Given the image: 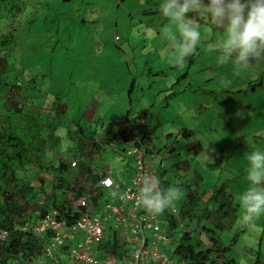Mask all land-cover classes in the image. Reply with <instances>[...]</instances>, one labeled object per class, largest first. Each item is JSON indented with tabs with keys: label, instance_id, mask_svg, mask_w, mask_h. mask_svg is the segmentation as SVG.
Here are the masks:
<instances>
[{
	"label": "rangeland",
	"instance_id": "obj_1",
	"mask_svg": "<svg viewBox=\"0 0 264 264\" xmlns=\"http://www.w3.org/2000/svg\"><path fill=\"white\" fill-rule=\"evenodd\" d=\"M162 3L163 0H0V41H7L4 48L8 63L0 80V95L7 99V89L19 85L32 100L36 97L34 108L27 111L34 117L28 123L33 129L37 124L47 138L51 135L49 140L54 135L60 137L53 151L65 158L70 157L68 148L74 145L66 138L67 131H80L88 140L111 138L115 144V124L124 119L127 110L134 114L150 108L161 122L152 142L160 160L155 170L171 182L169 186L175 183L182 190V197L173 207L178 210L185 186L197 174L201 176L199 188L205 193L212 186L227 185L226 191L236 207V220L220 233L226 245L244 225L241 196L251 186L248 156L253 151L264 152V74L262 86L250 90L247 85L264 70V59L246 67L232 60L219 64V51L208 49L221 42L225 34L210 28V14L202 7L188 14V19L198 26L200 42L185 63L177 66L176 51L163 33L166 27L177 35L179 32L161 14ZM226 91L234 94L222 97L224 104H220L222 94L228 95ZM170 93L175 94L167 97ZM92 100L100 105L89 125L85 111ZM7 116L12 121L16 117L1 107V124H7ZM182 128L193 134L183 137ZM168 134L175 140L166 138ZM198 142L202 149L195 155L191 148ZM48 144L54 145L53 140ZM123 147L126 156L120 148L114 152L112 145H106L101 164L111 170L113 178L123 177L125 191L133 182L137 163L126 164L130 149ZM50 157L52 153L48 151L47 160ZM185 159L190 162L189 170L173 167L176 161ZM48 175L37 178H43L45 187L50 188L55 178ZM37 178L31 180L32 185L39 184ZM64 191L69 197V184ZM105 197L107 200L102 198L99 207L107 203L114 206L111 201L115 196L108 191ZM164 214L157 215L163 218ZM161 226L167 227L164 221ZM135 236L140 237V230L135 231ZM195 237L204 244L202 236ZM245 248L254 253L259 249L264 262V213L240 234L227 257L240 264H252L255 256H249ZM158 249L168 256L164 241Z\"/></svg>",
	"mask_w": 264,
	"mask_h": 264
},
{
	"label": "trees",
	"instance_id": "obj_2",
	"mask_svg": "<svg viewBox=\"0 0 264 264\" xmlns=\"http://www.w3.org/2000/svg\"><path fill=\"white\" fill-rule=\"evenodd\" d=\"M156 11L151 10V12ZM209 26L214 30L224 31L212 21L209 22ZM6 43L7 41H0V80L8 70L6 48H4ZM263 74L264 70L256 79L249 81L248 89L254 90L262 86ZM31 80L34 81V79ZM2 89L0 83V91ZM23 91L19 85H14L7 89V99H3L0 95V108L4 107L10 111V115L16 116L13 117V121L11 116H7V124L0 123V232L4 231L6 234L3 239L0 238V264H29L32 260H38L43 253V247L49 244L54 235L49 229L38 233L31 227L35 228L46 216L54 214L62 225L66 227L74 225L79 217L84 215L85 210L80 206L75 207L74 199L83 197L89 204L97 206L102 191L99 190L96 197L92 196V191L100 177L97 173H93V167L90 165L95 162L99 164L106 145H112L114 152H118L117 148L124 151V145L129 146L132 151L138 150L143 158L152 159L154 169L160 162L159 157L155 156L157 148L152 142L154 132L160 127L161 122L150 108L142 109L134 114L127 110L124 119L115 124V134L118 139L115 144L112 143L111 138L104 137L96 140L95 137L88 140L80 131H74L75 134L67 131L65 136L70 142L73 140L74 145L70 144L72 145L68 148L70 157L65 158L64 154L53 151L60 137L54 135L50 138L54 145L49 147L51 135L47 138L37 124H34L36 129L29 125L34 117L27 114V111L29 108H34L36 97L33 96L32 100V97ZM226 92L227 96L222 94L219 98L220 104H224L222 97L227 98L234 94L231 91ZM174 94L170 93L167 97ZM59 107H61L60 104ZM60 110L64 112L63 109L60 108ZM92 118L88 121L89 125L92 123ZM102 131L104 132L103 128ZM180 133L183 137L193 134L187 128H182ZM166 138L175 140L172 134L166 135ZM201 149L202 145L198 142L191 151L196 155ZM48 151L52 153V158L50 157L49 160H47ZM73 162L75 164L71 165ZM173 167L187 171L190 168V162L187 159L178 160ZM100 173L105 174L104 170ZM161 173L155 170L156 178L160 177V187L166 189L171 182L163 179ZM46 174L55 178L50 188L45 187L43 178H37ZM35 178L39 180L38 185L31 184V180ZM200 181L201 176L197 174V178L185 186L184 198L178 210L171 207L175 211L174 214L171 213L170 208L163 211H169L159 222V231L167 239L168 261L174 264H240L227 257V254L237 243L240 234L247 230L249 224L241 226L229 243L223 244L219 237L220 233L230 228L235 222L236 207L232 197L226 191V184L212 186L209 192L205 193L204 189L199 188ZM67 184L71 190L69 197H65L64 191ZM162 221L166 223V228L161 226ZM22 227L26 229H21ZM143 232L146 239L153 242L152 228H143ZM81 235L84 236L83 233ZM196 235L204 238V244L200 238L196 240ZM133 249V247L128 248L124 241L120 243L114 240L109 241V237L104 234L102 241L95 247L97 253L101 252L117 260L129 259ZM245 251L249 256H255L252 264H264L260 259L259 249L255 253L251 248H245Z\"/></svg>",
	"mask_w": 264,
	"mask_h": 264
},
{
	"label": "clouds",
	"instance_id": "obj_3",
	"mask_svg": "<svg viewBox=\"0 0 264 264\" xmlns=\"http://www.w3.org/2000/svg\"><path fill=\"white\" fill-rule=\"evenodd\" d=\"M202 7L207 8L212 23L224 30V39L210 45L208 49L219 51V64L232 60L246 67L253 60L264 59V0H163L160 5L161 14L179 32L177 35L171 27H166L163 33L171 48L176 51L177 66L185 63L200 42L198 26L188 19V14ZM248 160L250 168L247 175L251 186L241 196L245 209L242 220L245 225L251 224L264 213V152L253 151ZM148 169L150 173L153 172L151 168ZM150 173H143L139 177L135 200L137 206L156 215L171 208L182 197V190L177 186L162 189L155 173V176ZM112 195L117 196L119 193L113 191Z\"/></svg>",
	"mask_w": 264,
	"mask_h": 264
},
{
	"label": "built area",
	"instance_id": "obj_4",
	"mask_svg": "<svg viewBox=\"0 0 264 264\" xmlns=\"http://www.w3.org/2000/svg\"><path fill=\"white\" fill-rule=\"evenodd\" d=\"M136 153V151H132L130 153L133 154ZM137 163L136 168V175L133 178V182L130 184V187L127 188L125 191L122 192L119 206L112 207V205H107V208L113 209L114 212H116L117 215V221L115 223V228L120 231L123 229L126 225H128L130 222H132L131 231L135 235V231L140 230V237L136 240V248L133 249L130 252V258L129 262H122L123 264H171L170 261H168V256L164 255L159 252V245L162 243V241L167 244V239L164 235H162L159 231V222L160 219L158 215H154L152 213L147 212L143 207L137 206L136 204V195L138 192L139 184L138 180L139 177L143 173H150L149 169L145 166L143 163V159L141 155H139L135 159ZM75 163L73 162L72 165ZM152 174V173H150ZM154 175V174H153ZM155 176V175H154ZM98 186L100 188H116L117 182L113 180L111 176H104L102 177L99 182ZM123 200V202H121ZM114 200L112 199L111 202ZM107 202V201H106ZM127 202V203H124ZM130 203L129 207L128 204ZM73 205L75 207L80 206L83 208H86L89 211L90 204L85 200L83 197H79L74 200ZM105 205V206H106ZM125 206V210H124ZM112 207V208H111ZM169 209V208H168ZM171 213L174 214V209H169ZM123 211V216L121 215V212ZM113 216V214H112ZM57 218V217H56ZM54 215H48L46 216L41 223L39 222L35 228L33 226L31 229H33L35 232L43 233L50 230L51 233L56 232L54 237L50 239V243L48 246H46L43 250L49 254L50 251L57 247L62 246L64 240L66 239V234H78V232L83 233L84 236H82V240L79 241L75 248H73L70 251V256L73 257V264H121L120 262H117V260L109 255L104 254L103 256H106L103 261L100 262L98 258H96L95 254L90 251L92 250L93 246H97L103 238L104 234V226H103V220L101 218H95V217H89L86 214L79 217V219L75 222L74 225L70 227H66L65 225H62L60 222L57 221ZM124 220H127L126 223H124ZM143 228L149 229L152 228L154 231L153 235H151V238L154 236V240H148L146 239ZM21 229H26V227H22ZM5 232H0V238L3 239L5 237ZM117 243H120V241H117ZM150 243V244H149ZM31 264H42V260L35 261V263Z\"/></svg>",
	"mask_w": 264,
	"mask_h": 264
},
{
	"label": "crops",
	"instance_id": "obj_5",
	"mask_svg": "<svg viewBox=\"0 0 264 264\" xmlns=\"http://www.w3.org/2000/svg\"><path fill=\"white\" fill-rule=\"evenodd\" d=\"M99 105L100 104L98 102H96L95 100H92L91 105L87 106V110L85 111L86 112L85 116H86L88 121L91 120V118L95 116L96 109H97V107ZM117 146H120V145H117ZM128 152L131 153L132 151L129 150ZM137 156H138V153H133L132 156L129 155V157L126 158V163L127 164H133L132 162L135 161ZM143 159H144V162L146 164V167L147 168H151L152 171L155 173V169H154V165H153L152 159H148V158H146V159L143 158ZM102 160H103V158H102ZM102 160L99 162V164L94 161L95 163L90 165V167H93V173L94 174L97 173L98 177H100L99 180L102 177L107 176V175L112 177L111 170H108V168H105L101 164ZM101 170H104V172H105L104 175H101V173H100ZM113 180L117 182V187L116 188H113V187L110 188V189L109 188H100L98 186V183L93 187V191L91 190L93 197H96L99 194V192H100L99 190L102 191V194H101V196L99 198L100 201L97 203V206L93 205L94 208L90 205V208H91L90 211H88L86 208H84L85 209L84 210V214H86L87 216H91V217L101 218L103 220L104 235L109 237V241L110 240L120 241V242L124 241L125 243H127V247L128 248L133 247L135 249L136 242H137L136 240L138 238H136V236L132 233V231L130 229L131 226H132V222H130L128 225H126L122 229V234H121L120 231H118L115 228V226H114L116 221H117L116 212H114L113 209L107 208V205L105 207H103V206L99 207L100 202L102 201V198H105V200L107 199L105 197V194H107L108 191L111 194H112L113 191H117L119 193V195H117L114 198H112L114 200L113 201L114 202V206L112 205V207L119 206L121 194L124 191V187H123V185L121 183V181L123 180V177L122 176H117L116 178H113ZM127 188H129V187H127ZM121 202H123V200H121ZM124 203H127V202H124ZM129 205H130V203L128 204V207H129ZM124 210H125V206H124ZM112 214H113V216H112ZM56 232H58V231H54V233H52V234H55ZM81 240H82V235H81L80 232H78V234H68L67 233L66 234V239L64 240L63 245L53 248L50 251L49 254H47L43 250L49 244L44 246L43 249H42L43 253L40 256V258H38V260L41 259L42 260V264H56V263L57 264H73V260L74 259L69 254H70V251L73 248H75L77 243L79 241H81ZM95 247L96 246L92 247V250L90 251V253L92 252L93 254H95L96 255L95 257L98 258L100 260V262H101V261H103L105 259L106 256H103V254L101 252H100L101 254L97 253L95 251ZM38 260H32V261H30L29 264L35 263V261H38ZM129 261L130 260L127 259V258H125V259L123 258V259H118L117 260V262H120L121 264H123L122 262H126L127 263Z\"/></svg>",
	"mask_w": 264,
	"mask_h": 264
},
{
	"label": "bare ground",
	"instance_id": "obj_6",
	"mask_svg": "<svg viewBox=\"0 0 264 264\" xmlns=\"http://www.w3.org/2000/svg\"><path fill=\"white\" fill-rule=\"evenodd\" d=\"M126 151H127V150L120 151V152H122V153L124 152V156H126V155H127ZM145 159H146V158H145ZM143 163L145 164L144 160H143ZM145 166H146V164H145Z\"/></svg>",
	"mask_w": 264,
	"mask_h": 264
}]
</instances>
